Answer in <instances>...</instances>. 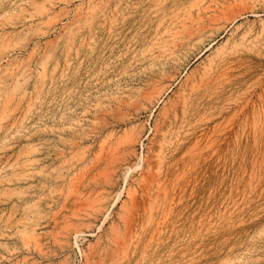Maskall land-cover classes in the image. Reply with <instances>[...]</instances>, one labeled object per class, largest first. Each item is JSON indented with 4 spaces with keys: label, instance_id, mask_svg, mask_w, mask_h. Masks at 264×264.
<instances>
[{
    "label": "rangeland",
    "instance_id": "374dc122",
    "mask_svg": "<svg viewBox=\"0 0 264 264\" xmlns=\"http://www.w3.org/2000/svg\"><path fill=\"white\" fill-rule=\"evenodd\" d=\"M1 58L0 264H264V0H0Z\"/></svg>",
    "mask_w": 264,
    "mask_h": 264
},
{
    "label": "bare ground",
    "instance_id": "6f19581e",
    "mask_svg": "<svg viewBox=\"0 0 264 264\" xmlns=\"http://www.w3.org/2000/svg\"><path fill=\"white\" fill-rule=\"evenodd\" d=\"M191 4H192V3H191ZM153 5H154V4H153ZM195 7H196V6H195ZM185 9H186V8H185ZM204 11H205V10H204ZM182 12H183V11H182ZM188 12H189V11H188ZM197 12H198V11H197ZM94 13H95V12H94ZM184 13H186V12H184ZM189 13H190V12H189ZM41 15H42V14H41ZM97 17H98V16H97ZM175 18H176V17H175ZM185 18H186V17H185ZM189 19H191V18H189ZM175 20H176V19H175ZM232 20H233V19H232ZM171 21H172V20H171ZM178 21H179V20H178ZM182 24H185V23L183 22ZM195 24H196V23H195ZM186 25H187V24H186ZM186 25H185V26H186ZM192 25H193V24H192ZM181 27H182V26H181ZM195 27H196V28H194V30H196L198 26H195ZM182 29H183V28H182ZM192 29H193V28H192ZM188 32H189V31H188ZM170 33H171V32H170ZM174 33H175V32H174ZM194 33H195V32H194ZM187 34H188V33H187ZM36 37H37V36H36ZM163 37H164V36H163ZM173 37H174V36H173ZM182 37H183V36H182ZM178 39H179V38H178ZM178 39H177V40H178ZM184 41H185V40H184ZM184 41H183V42H184ZM187 41H188V40H187ZM189 41H190V40H189ZM170 43H171V42H170ZM175 43H177V42H175ZM193 44H194V43H193ZM159 46H160V45H159ZM171 47H172V46H171ZM167 49H168V48H167ZM156 50H157V49H156ZM163 50H164V49H163ZM169 50H170V49H169ZM173 50H174V49H173ZM160 52H162V51H160ZM172 52H173V51H172ZM172 52H171V53H172ZM153 53H154V51H153ZM165 53H166V51L164 50V54H165ZM164 54H163V55H164ZM166 55H168V53H167ZM2 57H3V56H2ZM153 58H154V57H153ZM2 59H3V58L0 59V62H1ZM28 63H29V62H28ZM42 63H43V62H42ZM26 64H27V63H26ZM11 66H12V65H11ZM36 66H37V65H36ZM14 67H15V66H14ZM20 67H21V66H19L18 68H20ZM8 68H10V67H8ZM35 68H37V67H35ZM12 69H13V68H12ZM21 69H22V68H21ZM42 69H43V68H42ZM6 70H7V69H6ZM16 71H18V70H16ZM12 72H14V71H12ZM9 73H10V72H8V74H9ZM41 74H42V73H41ZM41 74H40V75H41ZM14 76H15V75H14ZM8 77H9V76H8ZM11 78H12V77H11ZM15 79H16V78H15ZM41 79H42V77H41ZM15 82H16V81H14V83H15ZM4 83H5V82H4ZM12 83H13V82H12ZM9 84H10V82H9ZM6 86H7V85H6ZM0 89H1V88H0ZM8 91H9V90H8ZM13 91H14V90H13ZM11 97H12V96H11ZM1 99H3V98H1ZM11 99H12V98H11ZM69 168H70V167H69ZM67 169H68V168H67ZM76 187H77V186H76ZM32 204H33V203H32ZM77 205H78V204H77ZM169 209H170V208H169ZM127 214H128V213H127ZM22 217H23V216H22ZM26 220H27V219H26ZM35 220H36V219H35ZM33 225H34V224H33ZM30 226H31V225H30ZM34 228H35V227H34ZM75 233H76V232H75ZM143 254H144V253H143Z\"/></svg>",
    "mask_w": 264,
    "mask_h": 264
}]
</instances>
